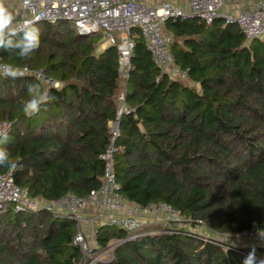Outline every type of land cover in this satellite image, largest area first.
I'll list each match as a JSON object with an SVG mask.
<instances>
[{
  "label": "trees",
  "instance_id": "1",
  "mask_svg": "<svg viewBox=\"0 0 264 264\" xmlns=\"http://www.w3.org/2000/svg\"><path fill=\"white\" fill-rule=\"evenodd\" d=\"M30 26L39 30V49L25 60L0 49V62L42 70L46 79L0 74V122L12 124L0 147L19 164L0 172L11 170L27 196L86 197L103 183L113 144L124 199L140 207L168 203L211 235L157 222L132 236L105 221L85 252L67 212L11 208L0 213V264H243L250 253L256 264L264 261V244L230 238L264 228V38L247 39L224 17L210 24L168 19L164 28L186 77L162 71L138 28L123 75L117 46L98 49L102 33L79 34L67 20ZM30 84L55 99L27 118ZM122 91L129 111L118 116Z\"/></svg>",
  "mask_w": 264,
  "mask_h": 264
},
{
  "label": "built area",
  "instance_id": "2",
  "mask_svg": "<svg viewBox=\"0 0 264 264\" xmlns=\"http://www.w3.org/2000/svg\"><path fill=\"white\" fill-rule=\"evenodd\" d=\"M21 5V17L18 26L32 25L38 21L67 20L73 24L76 31L82 35L102 33L108 45H116L119 55V70L126 75L130 67V58L134 47V29L138 28L147 41L154 62L163 72L172 77H186L187 68L179 66L171 50L173 35L167 31L165 22L168 19L197 18L207 24L217 17H224L227 22H236L247 39L264 35V0L254 3L250 8L236 14L222 13L226 0H189V10L186 11L177 4L164 1L158 5H150L142 0H12ZM7 64L1 63L0 66ZM11 66V65H10ZM23 73H34L38 78L46 79L42 70L31 69L29 66H12ZM53 83V81H51ZM56 85L58 83H55ZM120 98L123 104L118 110V116L129 108L124 103V93ZM114 136L118 133V120L111 123ZM12 124L5 119L0 122V133L8 134ZM113 144L105 157L108 159L103 183L88 196L82 197L73 191L54 200H44L27 196L25 191L15 183L12 171L0 172V213L9 209L16 211L46 209L55 213L67 212L74 218L78 231L74 241L85 252H88L93 242L96 219L107 210L106 222L128 231L132 236L138 234L142 226L138 213H154L157 222L189 226L192 231V218L180 214L173 206L165 202L149 203L145 207L125 211L124 198L119 193V184L115 179L113 169ZM92 207L95 214H86ZM90 224V233H86L83 224ZM197 225H202L198 220ZM155 231H148L153 233ZM201 238L209 240V236ZM230 238L245 244H264V228L257 225L233 234Z\"/></svg>",
  "mask_w": 264,
  "mask_h": 264
},
{
  "label": "clouds",
  "instance_id": "3",
  "mask_svg": "<svg viewBox=\"0 0 264 264\" xmlns=\"http://www.w3.org/2000/svg\"><path fill=\"white\" fill-rule=\"evenodd\" d=\"M40 47L39 30L28 24L18 26V17L12 7L11 0H0V49L12 52L21 60L30 59ZM0 74L15 78L24 73L10 65L0 66ZM28 98L23 102L22 110L27 118L38 115L55 99L49 91L42 89L40 84H30L27 89ZM9 137L0 133V145L6 144ZM0 167L13 170L19 169V164L12 161L9 151L0 147ZM243 264H256L254 253L245 258ZM260 264H264L261 261Z\"/></svg>",
  "mask_w": 264,
  "mask_h": 264
},
{
  "label": "crops",
  "instance_id": "4",
  "mask_svg": "<svg viewBox=\"0 0 264 264\" xmlns=\"http://www.w3.org/2000/svg\"><path fill=\"white\" fill-rule=\"evenodd\" d=\"M142 1L144 3L150 4V5H158L164 1H170L174 4L179 5L180 7H182L186 11L189 10V0H142ZM258 1H260V0H226V3L222 7L221 11H222V13H225V14H236L242 10L250 8L254 3H256ZM11 4H12L13 9L16 12V15H17L18 21H19V19L21 17V12H22L21 5L18 1H12V0H11ZM262 37L264 38V35ZM124 204H125V211L128 209L130 210V209H135V208H138V210H140V207H138V205L132 201L124 199ZM85 212L88 215L96 213V211H94V209L92 207H89ZM108 214H109V211L106 210L102 214V216H100L96 219L95 223L97 224V221L99 223L105 222L107 217H108L107 216ZM138 216H139V218H141L140 221L143 224L144 218L147 219V221H148V218H151L150 216L155 217V214L154 213H144L143 211H140L138 213ZM149 222H152V220L150 219ZM83 227H84V229L88 235V233H90V230H91L90 224L85 222L83 224Z\"/></svg>",
  "mask_w": 264,
  "mask_h": 264
},
{
  "label": "rangeland",
  "instance_id": "5",
  "mask_svg": "<svg viewBox=\"0 0 264 264\" xmlns=\"http://www.w3.org/2000/svg\"><path fill=\"white\" fill-rule=\"evenodd\" d=\"M19 21H20V19H19ZM19 21H18V23H19ZM97 40H98V49H102L103 47H105V46H107L108 45V43L105 41V37H104V35L102 34V35H99L98 36V38H97ZM123 93V91L120 93V95H119V101H120V106L123 104V101H122V99L120 98V96H121V94ZM151 218H148V221H147V219H145L144 218V222H143V224H142V226L143 225H145V226H147V225H152V223H154V224H156L157 223V221H156V217H152V216H150ZM138 218H139V216H138ZM139 219H141V218H139ZM152 220V222H149V220ZM99 222L97 221V224H98ZM169 224V223H168ZM174 225V224H173ZM194 230H195V232H197L198 234H202L203 236H207V235H211L210 234V232L208 231V230H206V228L204 227V226H202V225H195V224H193L192 226H191ZM156 229L157 228H150L149 229V231H156Z\"/></svg>",
  "mask_w": 264,
  "mask_h": 264
},
{
  "label": "water",
  "instance_id": "6",
  "mask_svg": "<svg viewBox=\"0 0 264 264\" xmlns=\"http://www.w3.org/2000/svg\"><path fill=\"white\" fill-rule=\"evenodd\" d=\"M51 81H53V80L51 79Z\"/></svg>",
  "mask_w": 264,
  "mask_h": 264
}]
</instances>
